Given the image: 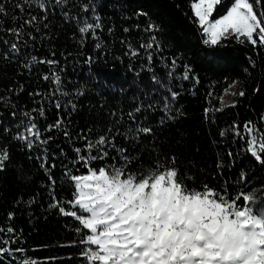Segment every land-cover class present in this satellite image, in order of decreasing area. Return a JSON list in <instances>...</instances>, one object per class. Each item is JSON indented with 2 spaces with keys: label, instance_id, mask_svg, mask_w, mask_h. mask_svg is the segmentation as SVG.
<instances>
[{
  "label": "trees",
  "instance_id": "obj_1",
  "mask_svg": "<svg viewBox=\"0 0 264 264\" xmlns=\"http://www.w3.org/2000/svg\"><path fill=\"white\" fill-rule=\"evenodd\" d=\"M194 1L69 0L62 9L55 0H46V11L25 5L21 12L16 5L23 0H0L6 10V15H0V149L6 147L10 154L5 170L0 171V236L11 239L7 229H15L20 239L13 248L22 247L26 256L39 264H86L80 256L83 245L79 243L84 233L75 230L78 222L49 204L53 196L61 202L72 199L73 186L65 171L76 175L86 172L82 164L76 163L74 148L83 149L87 141H95L100 135L115 137L116 147L127 149L126 154L133 159L130 171L141 172L154 167L157 160L167 161L189 189L207 184L221 191L226 187L230 196L243 191L254 193L258 201L264 199V165L245 151L244 130L245 123L251 121L264 134V46L257 44L254 48L235 38L217 46L206 45L191 8ZM232 3L233 0H222L214 15L226 13ZM83 5L89 6L87 12ZM65 11L70 14L67 20L62 14ZM94 14L103 24V29L97 30L103 42L99 50L91 34L81 45L77 28V17L80 21L85 17L91 20ZM30 16L38 19L27 25L24 21ZM13 17L18 19L14 21ZM149 24L158 30L146 31ZM21 26L23 35L19 39L7 31ZM152 36L161 47L152 50L149 65L140 44ZM12 43L18 44V52L11 51ZM129 44L139 49V56L126 54ZM31 56L59 63L26 67ZM88 57H92L91 62H86ZM173 58H177L175 69L171 65ZM184 65L191 68L188 80L182 79ZM53 71L73 95H50L55 85L43 76ZM169 72L173 75L169 76ZM153 76L162 83H154ZM191 77H198L199 83ZM233 81H237L235 106L224 105L222 98ZM169 87L180 93L173 102L180 110L179 114L172 113L174 119L165 117L161 110L164 97H170ZM76 90L84 95H75ZM241 90L245 92L243 97L238 95ZM37 92L42 95H30ZM55 99L64 104L71 99L77 107L75 111L62 107L58 112ZM136 106H142V111L133 122L127 113ZM39 107H44L45 116L41 118L38 112L33 116L41 130L55 123L58 116L64 125L45 132L43 138L52 137L49 143L29 153L12 137L23 130V113ZM205 109H209L207 114ZM233 125L239 126V134L245 139L236 135ZM138 126L151 128V134L125 139L124 133ZM64 130L70 133V139L65 138ZM44 148L48 159L46 167L41 168L43 161L37 157L45 156ZM105 150L108 157L92 161V167L122 163L111 145ZM64 206L68 208L66 203ZM0 264L20 261L5 254L0 256Z\"/></svg>",
  "mask_w": 264,
  "mask_h": 264
},
{
  "label": "snow or ice",
  "instance_id": "obj_2",
  "mask_svg": "<svg viewBox=\"0 0 264 264\" xmlns=\"http://www.w3.org/2000/svg\"><path fill=\"white\" fill-rule=\"evenodd\" d=\"M69 0H55V5L65 8ZM222 0H195L191 8L196 18V23L205 37L204 43L217 46L223 40L235 38L239 43L245 41L254 48L259 44L264 46V6L262 0H233L225 14L212 19L213 13ZM35 5L41 11H46V0H23L17 8L24 11V6ZM259 9V13L257 12ZM89 10L88 5H83V11ZM94 11V10H93ZM67 20L69 12L62 13ZM0 15H6L3 4H0ZM47 17H45L46 19ZM17 17H13L15 21ZM38 18L30 16L24 23L32 25ZM77 19V28L80 34V43L83 45L89 34L91 39L97 41L96 49H101L103 42L99 40L97 30L103 29L101 18L93 15L92 19L85 17L83 21ZM156 26L149 24L146 31H154ZM18 39L23 35V26L7 30ZM112 29H109L111 32ZM125 32L128 29H124ZM29 38L31 34L29 33ZM161 45L156 37L152 36L146 43L140 44V49L146 53V58L151 65L153 61V49L159 50ZM11 51L18 52V44H11ZM132 57L140 55L139 49L128 45V53ZM7 58V53H5ZM88 57L86 62H91ZM54 66L59 62L54 59H38L31 56L26 62V67L36 64ZM173 69L177 66V58L171 60ZM191 68L184 65L183 80L190 79ZM169 76L173 73L169 72ZM199 83L198 77H191ZM45 81L51 80L55 88L51 91L52 97H69L73 95L63 87L62 78L56 72L45 74ZM154 83L161 84L155 76ZM237 81H233L229 87H234ZM169 96H165L162 112L168 119H174L172 113L179 114L174 103L180 93L168 88ZM75 95H84L83 91L76 90ZM30 95H42L37 92ZM232 95H237L233 92ZM239 97L245 92L241 90ZM212 96V92H209ZM54 106L59 112L71 108L75 111L77 105L68 99L64 104L60 99H55ZM235 106V102L232 105ZM152 107V105H149ZM220 111L222 109H215ZM142 111V106H136L127 113L130 120L135 122L136 114ZM209 109H205L207 114ZM45 116L44 107L34 108L31 112L23 113L21 121L22 131H18L12 138L20 142L29 153L37 146H46L52 139L43 138L45 132L53 129H61L64 125L62 117L55 123L47 124L41 130L35 122L33 113ZM115 116V113H112ZM15 116V113H13ZM264 120V116L261 117ZM236 135L240 139L239 126L233 125ZM246 134V149L257 163L264 165V134L259 133L257 127L248 121L244 125ZM7 131V130H5ZM109 133L112 132L110 128ZM135 132V136L131 133ZM152 129L146 126L129 128L124 133L125 139H139L141 134L149 135ZM65 138L70 139V133L63 131ZM221 136L225 135L221 131ZM111 145L119 154L122 163L117 165H103L99 168L92 167V161L104 160L108 157L106 147ZM76 163L82 164L86 172L73 174L66 170L65 176L73 186L72 199L61 202L55 196L50 208L57 209L60 214L73 217L79 227L75 230L82 235L79 243L83 245L80 253L86 264H264V203L255 198V194L240 192L230 196L225 187L222 191L214 189L207 184L201 188L189 189L185 183L178 179V170L167 166V161H156L154 167L145 168L141 172L130 171L129 167L133 159L128 156L127 149L115 145V137L100 135L95 141H87L83 149L74 148ZM98 151V155L93 152ZM45 156L37 157L43 162L41 168L47 164V149ZM83 153H87L86 155ZM231 157L232 153H228ZM10 154L7 148L0 149V171H4ZM29 159H32L29 156ZM174 163V160L172 161ZM54 167V165H53ZM52 179V177H49ZM240 179L245 176L241 173ZM53 183L55 181L53 180ZM243 203H239V201ZM68 205V208L64 206ZM11 218V214H9ZM3 232V229H0ZM7 233L11 239L0 236V256L7 254L12 259H19L20 264H39L26 256V250L22 247L13 248L20 239L15 234V229L8 227ZM17 253L21 254L17 257Z\"/></svg>",
  "mask_w": 264,
  "mask_h": 264
},
{
  "label": "rangeland",
  "instance_id": "obj_3",
  "mask_svg": "<svg viewBox=\"0 0 264 264\" xmlns=\"http://www.w3.org/2000/svg\"><path fill=\"white\" fill-rule=\"evenodd\" d=\"M195 2V1H194ZM193 3V2H192ZM231 6V5H230ZM229 6V7H230ZM215 12H216V9H215V11H214V13H213V16L211 17L212 19H216V18H219L221 15H219V16H215L214 14H215ZM225 14V13H224ZM223 15V14H222ZM236 90H235V87H231V88H229L228 90H226L225 91V93H224V96H223V98H222V102H223V104L224 105H231V104H233V99H234V95H232V93L233 92H235ZM263 116H264V113H263ZM262 199V198H261ZM261 203H264V199L263 200H261L260 201Z\"/></svg>",
  "mask_w": 264,
  "mask_h": 264
}]
</instances>
